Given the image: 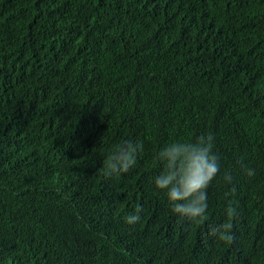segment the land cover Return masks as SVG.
Segmentation results:
<instances>
[{
	"label": "trees",
	"instance_id": "obj_1",
	"mask_svg": "<svg viewBox=\"0 0 264 264\" xmlns=\"http://www.w3.org/2000/svg\"><path fill=\"white\" fill-rule=\"evenodd\" d=\"M208 134L201 224L155 157ZM0 264H264V0H0Z\"/></svg>",
	"mask_w": 264,
	"mask_h": 264
},
{
	"label": "clouds",
	"instance_id": "obj_2",
	"mask_svg": "<svg viewBox=\"0 0 264 264\" xmlns=\"http://www.w3.org/2000/svg\"><path fill=\"white\" fill-rule=\"evenodd\" d=\"M213 137L201 135L192 141H176L161 149L155 159L164 167L155 178V187L166 193L173 213L196 223H204L207 217V189L220 171L218 157L213 153ZM142 143L127 140L117 145L105 161V175L113 176L127 173L135 166ZM248 175L254 170L246 169ZM226 183H231L230 174H225ZM235 193L233 188L230 193ZM139 211L125 217V222L135 224L139 221ZM227 221L218 226H210L209 234L220 241L231 243L230 234L233 220L238 216L237 209L229 202L226 209Z\"/></svg>",
	"mask_w": 264,
	"mask_h": 264
}]
</instances>
